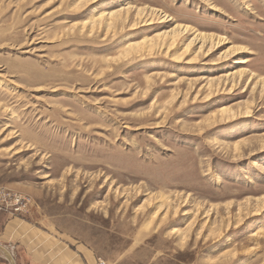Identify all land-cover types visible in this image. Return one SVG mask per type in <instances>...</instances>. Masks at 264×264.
<instances>
[{
  "label": "rangeland",
  "instance_id": "rangeland-1",
  "mask_svg": "<svg viewBox=\"0 0 264 264\" xmlns=\"http://www.w3.org/2000/svg\"><path fill=\"white\" fill-rule=\"evenodd\" d=\"M195 33L213 42L183 49ZM12 219V241L93 264H264V0H0V234Z\"/></svg>",
  "mask_w": 264,
  "mask_h": 264
},
{
  "label": "crops",
  "instance_id": "crops-1",
  "mask_svg": "<svg viewBox=\"0 0 264 264\" xmlns=\"http://www.w3.org/2000/svg\"><path fill=\"white\" fill-rule=\"evenodd\" d=\"M6 224L9 231L5 229L0 234V264H93L92 260H84L62 246L57 245L55 250H51V246L47 248L51 245H47V238H36L37 235H21L12 241L11 233L19 230L20 220L12 219Z\"/></svg>",
  "mask_w": 264,
  "mask_h": 264
},
{
  "label": "bare ground",
  "instance_id": "bare-ground-1",
  "mask_svg": "<svg viewBox=\"0 0 264 264\" xmlns=\"http://www.w3.org/2000/svg\"><path fill=\"white\" fill-rule=\"evenodd\" d=\"M78 1H82V0H78ZM129 11H130L129 6L125 7V8L120 7L118 9H111L107 12L101 11L100 13L97 14V16L93 15L88 20L84 21L83 24L92 25V27H91V31H92L94 24H97L96 25L97 27L98 26L100 27L102 25V24L99 25L100 22L97 23L96 21L100 20V19H104L105 20L104 21L105 22L104 27L106 30H108L111 28L112 24L115 23V21L122 18L123 15H127L129 13ZM140 13H141V10L137 9V15ZM141 18H142L141 20H143L144 15ZM148 19H149V17H148ZM187 29H188L187 25H182V24L176 23L173 25V27H171L167 31H160V32L155 33L153 35V37L145 36L139 41H134V42L128 43L125 46V48L122 50V53L126 54L131 49H134L135 47H138V46H146L147 45L149 47H152V43L157 45L159 48L162 46H165L168 48L169 46L174 44L178 35L186 32ZM209 36L202 34V33H195L193 35V37L191 38V40L185 44L183 49L187 48L192 43V41L193 42H196V41L199 42L200 43L199 49H200L204 45V43L207 41V39H208V42L209 41H211V43L213 42V39H210ZM237 50H238L237 46H232V47L228 48L226 52L230 54V53H234V51H237ZM224 53H225V51H224ZM239 62H245V60H242ZM241 68L237 69V70L235 69L233 72L231 71L230 73L227 74V76L231 77V80L233 81L231 84V87L233 86V83L237 80L236 77L241 78L242 75L244 74V71ZM217 111H218L217 113L227 115V116H230V114H232V113H233L232 115H234V112L232 111V109L230 107H227L224 105L220 106ZM245 112H246V110H245ZM257 231L253 232L252 235L255 234Z\"/></svg>",
  "mask_w": 264,
  "mask_h": 264
},
{
  "label": "built area",
  "instance_id": "built-area-1",
  "mask_svg": "<svg viewBox=\"0 0 264 264\" xmlns=\"http://www.w3.org/2000/svg\"><path fill=\"white\" fill-rule=\"evenodd\" d=\"M96 261H97V264H108L105 260H103L100 257H98Z\"/></svg>",
  "mask_w": 264,
  "mask_h": 264
}]
</instances>
